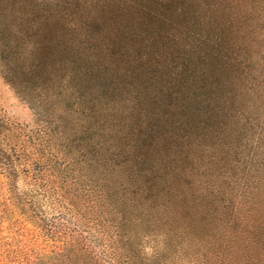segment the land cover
Here are the masks:
<instances>
[{"label":"trees","instance_id":"obj_1","mask_svg":"<svg viewBox=\"0 0 264 264\" xmlns=\"http://www.w3.org/2000/svg\"><path fill=\"white\" fill-rule=\"evenodd\" d=\"M120 6L88 24L66 10L45 14L54 25L36 29L34 50L14 23L21 14L0 0V75L37 118L18 126L35 151L34 175L54 177L73 213L98 220L114 264H198L197 234L213 210L186 200L190 163L177 147L208 131L199 126L211 123L212 100L235 73L225 28L182 46L169 30L173 14L134 18Z\"/></svg>","mask_w":264,"mask_h":264},{"label":"rangeland","instance_id":"obj_2","mask_svg":"<svg viewBox=\"0 0 264 264\" xmlns=\"http://www.w3.org/2000/svg\"><path fill=\"white\" fill-rule=\"evenodd\" d=\"M1 1L21 14L14 23L34 50L42 47L36 29L54 25L44 15L56 10L78 13L86 24L123 11L120 5L132 8L134 18L144 10L173 14L169 30L177 31L182 46L207 38L209 29L217 35L225 28L220 39L230 47L235 73L218 101L212 100L211 123L199 126L208 125V131L195 129L177 147L191 164L181 172L186 200L203 213L213 210L197 234L204 244L192 255L199 263L264 264V0ZM183 9L194 15L184 18ZM36 125L33 110L0 75V264H114L98 220L85 222L54 177L31 170L35 151L18 126Z\"/></svg>","mask_w":264,"mask_h":264}]
</instances>
